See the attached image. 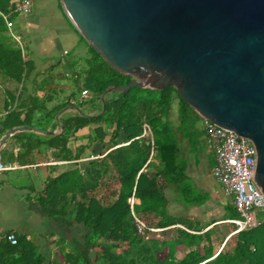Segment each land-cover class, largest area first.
I'll return each mask as SVG.
<instances>
[{"label": "trees", "instance_id": "16d2710c", "mask_svg": "<svg viewBox=\"0 0 264 264\" xmlns=\"http://www.w3.org/2000/svg\"><path fill=\"white\" fill-rule=\"evenodd\" d=\"M18 1L0 0V82L9 102L8 116L0 122L2 134L34 126L38 114L42 115L36 126L41 130L46 131L54 121L53 114L38 104L21 103L14 108L26 96L25 84L34 69L4 17L14 26L20 17L15 13ZM82 63L86 68L80 75L85 80L81 91L91 94L83 104L91 103L93 111L101 113L104 93L127 86L132 78L117 72L92 47L91 58ZM150 91L143 94V90L134 89L127 96H108L103 116L70 118L64 123L69 131L64 137L49 138L47 143L23 140L26 154L20 160L48 144L60 149L59 161H78L83 154L73 155L68 139L72 133L94 127L86 149H92L93 157L103 158L77 164L73 170L52 177L39 198L48 219L71 228L82 226V239L73 241L69 251L61 248L54 257L50 250H39L27 236L17 235L16 246L5 236L0 239V264H264V224L232 237L218 252L216 241L226 240L223 227L203 233L205 228L191 219L171 213L174 202L188 209L207 201L190 182L187 165L181 163L178 137L180 134L189 140L195 150L202 148L204 132L199 126L203 119L174 87L158 94ZM175 99L179 101V127L171 121ZM26 109L31 113L23 119ZM133 199L140 204L133 206ZM142 217H152L153 221L145 235L136 223V218ZM229 218H239L234 206ZM152 229L161 231L154 234Z\"/></svg>", "mask_w": 264, "mask_h": 264}, {"label": "water", "instance_id": "95a60500", "mask_svg": "<svg viewBox=\"0 0 264 264\" xmlns=\"http://www.w3.org/2000/svg\"><path fill=\"white\" fill-rule=\"evenodd\" d=\"M60 3L87 44L132 78L104 93L97 117L106 113L110 95L174 87L202 119L254 144L256 183L264 193V0ZM20 132L54 135L30 126L14 128L0 141V152Z\"/></svg>", "mask_w": 264, "mask_h": 264}, {"label": "crops", "instance_id": "0c3cea01", "mask_svg": "<svg viewBox=\"0 0 264 264\" xmlns=\"http://www.w3.org/2000/svg\"><path fill=\"white\" fill-rule=\"evenodd\" d=\"M33 2V12L26 16L20 15L11 30V33L24 45V57L34 63V69L25 84L26 96L20 99L14 108L21 103L38 104L43 107V110L46 108V112H51L54 117V121L49 124L46 131L54 135L20 132L16 134L19 136L11 137L0 152L4 163L16 168L13 171L0 173V239L9 234L27 236L33 240L39 250L43 253L50 250L53 256L54 252L57 253L64 247L69 251L73 241L82 239L84 230L82 226L71 228L48 219L39 203V198L52 177L73 170L77 164L93 160L92 149L87 150L86 147L90 144L89 138L94 136L95 128L90 127L77 134L72 133L71 138L68 139V148L72 154L77 155L81 152L83 154L78 161H59L60 149L50 148L48 144L35 150L31 157L20 160L21 156L26 154L23 140L50 142L49 138L64 137L69 133L64 123L70 118L81 115L98 116L102 112L92 110L85 113L78 109L74 97L75 90L82 89L81 86L84 85L85 80L80 75L86 66L82 61L85 62L91 58V47L66 17L60 0H33ZM17 38L15 39L18 42ZM26 47H28L27 50ZM0 90V112L7 117L9 110L6 105L9 102L2 82H0ZM29 113L31 111L26 109L23 119H26ZM41 115L34 117V126L30 127L41 130L36 126ZM179 117V101L175 99L171 114V121L175 127L180 126ZM63 127L66 129L65 133ZM199 127L203 131L202 123ZM7 132L4 134L0 132V141ZM178 137L182 149L181 163L187 165L190 182L207 201L202 206L188 209L174 202L170 207L171 213L177 217L184 216L191 219L197 226L205 228L203 233L212 230L215 226L227 225L232 228L226 227L223 230L229 231L232 235L236 226L228 221L234 220L229 218L230 207H235L234 199L226 194L223 186L213 177L216 157L207 147L205 134L202 138V148L199 147L196 150L189 140L180 134ZM211 157L213 163L210 160ZM101 158L103 157H99ZM169 195L171 196L172 193ZM134 200L137 202L135 205L140 204V201ZM215 222L217 223L213 225ZM209 225L213 226L208 229ZM223 238L225 239L224 236ZM231 238L230 236L227 240Z\"/></svg>", "mask_w": 264, "mask_h": 264}, {"label": "built area", "instance_id": "2783aa9c", "mask_svg": "<svg viewBox=\"0 0 264 264\" xmlns=\"http://www.w3.org/2000/svg\"><path fill=\"white\" fill-rule=\"evenodd\" d=\"M33 0L18 1L15 13L18 15H30L33 12ZM10 30L14 27L4 16ZM14 36V35H13ZM14 38H17L14 36ZM18 43L24 49V45L17 38ZM91 94L88 90L82 93L81 103L88 100ZM6 117L0 112V120ZM202 128L205 134L207 147L216 157V166L213 169V177L223 186L227 195L234 199L239 220H231L228 223L235 225L236 230L231 235L237 236L248 229L258 228L264 224V193L256 183L258 166V152L254 144L248 139L238 136L235 132H226L203 119ZM92 159H99L92 157ZM13 165H6L0 155V173L13 171ZM132 205L134 206L135 204ZM137 228L140 234L145 235L148 227L144 221L136 218ZM151 231L155 232L154 229ZM161 230H158V232ZM9 242L16 246L18 238L15 234L7 236Z\"/></svg>", "mask_w": 264, "mask_h": 264}, {"label": "rangeland", "instance_id": "374dc122", "mask_svg": "<svg viewBox=\"0 0 264 264\" xmlns=\"http://www.w3.org/2000/svg\"><path fill=\"white\" fill-rule=\"evenodd\" d=\"M79 87V86H78ZM151 91L150 90H143V94H149ZM155 93H161L160 91H154ZM75 99H76V101H77V104H78V109H80V110H83L85 113H89L90 111H92L93 110V108L95 107V106H92V104L91 103H84V104H82L81 103V89H78L77 88V90H75ZM142 93V92H141ZM210 152V151H209ZM211 162L213 163V158L211 157ZM99 191H102V189L101 190H99ZM98 193H100V192H98ZM133 203H135L136 201H132ZM137 203V202H136ZM263 214H261L260 216H259V219H262L263 218ZM143 219V221L145 222V224L147 225V227H151V224H152V217H142ZM238 219H240V217L238 218ZM226 227H229V228H232V227H230V226H224L223 227V229L224 228H226ZM155 232H154V234L155 233H159L158 232V230H154ZM224 235L226 236L225 237V241H221V239L219 240L218 238H216V239H218L219 241L217 242L216 241V243L218 244V247H217V250H218V252L225 246V244H226V242H228L229 240H227V239H229V237L231 236L230 235V232L229 231H224ZM218 237H221V235L219 236V234L217 235ZM70 238H72V236H70ZM231 242V241H230ZM55 254H56V252H54ZM55 254L53 255L54 257H55ZM178 259H181L182 258V255L181 254H179L178 255V257H177ZM63 259V257L61 256L60 257V260H62Z\"/></svg>", "mask_w": 264, "mask_h": 264}]
</instances>
